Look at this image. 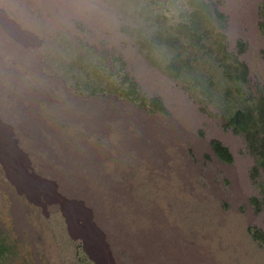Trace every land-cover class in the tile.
Segmentation results:
<instances>
[{
	"label": "rangeland",
	"instance_id": "1",
	"mask_svg": "<svg viewBox=\"0 0 264 264\" xmlns=\"http://www.w3.org/2000/svg\"><path fill=\"white\" fill-rule=\"evenodd\" d=\"M189 2L0 0V127L25 164L0 153V264H264V173L225 124L264 96V0H203L199 39L179 29ZM77 204L117 242L109 259Z\"/></svg>",
	"mask_w": 264,
	"mask_h": 264
},
{
	"label": "trees",
	"instance_id": "2",
	"mask_svg": "<svg viewBox=\"0 0 264 264\" xmlns=\"http://www.w3.org/2000/svg\"><path fill=\"white\" fill-rule=\"evenodd\" d=\"M191 4V11L189 13L188 20L179 25V29L187 32L192 36H196L199 39L200 36V23L204 20L203 18L207 14L203 0H189ZM262 13L264 15V2L262 3ZM209 15V13H208ZM179 31V35H182ZM184 33V32H183ZM157 45L163 48L168 54L166 63L161 68L162 71L170 78L180 79L182 72V63L179 57V52L176 47H172L173 43L168 39H163L159 41V36H157ZM177 38L178 35H177ZM176 37L172 38L177 41ZM172 44V45H171ZM228 65L224 64L222 66V73L228 80L232 82L230 78V73L227 71ZM245 70H241L240 78L243 79ZM126 86L123 88L122 96L128 98L132 102H139L143 104V99L135 91L134 84L126 80ZM151 107L154 110L162 111V106L157 99H152L150 101ZM225 124L231 128L234 133L240 134L245 141L247 150L254 157L256 165L264 173V96L254 97L250 104H243L235 108L227 116ZM213 150L215 154L222 161L229 160V154L226 149L220 147L217 144L213 145ZM260 193L264 199V186L260 187ZM257 237V234L254 233ZM258 238V237H257ZM259 238H261L259 236ZM262 240V239H261ZM2 251V245L0 244V254Z\"/></svg>",
	"mask_w": 264,
	"mask_h": 264
},
{
	"label": "bare ground",
	"instance_id": "3",
	"mask_svg": "<svg viewBox=\"0 0 264 264\" xmlns=\"http://www.w3.org/2000/svg\"><path fill=\"white\" fill-rule=\"evenodd\" d=\"M0 36L1 38H10V34L6 31L4 25L0 22ZM178 94H181L180 91H176ZM7 136L5 129L0 127V153L3 156H6L7 162L11 166H16L20 170H24L25 164L20 155L14 154L11 157H8L10 148L6 145ZM142 153V152H141ZM6 162V161H5ZM25 177L26 173H25ZM25 177H23L25 179ZM28 179V178H27ZM40 190V189H39ZM103 204V203H102ZM71 210L79 217L82 221V229L85 234L87 241L90 243L92 250L95 254L102 260H107L111 256L112 245L117 244L115 239L110 236L107 228L102 224L99 220L96 213L92 214L85 210L83 207H79V205H74ZM152 214V213H151ZM112 226V225H111ZM116 226V225H115ZM175 228V227H174ZM118 239V238H117ZM116 239V240H117ZM111 242V243H110ZM124 242V241H123ZM127 245V244H124ZM131 255H133V260L135 258H139L134 251H132ZM113 258V257H112ZM112 258L107 262V264H112Z\"/></svg>",
	"mask_w": 264,
	"mask_h": 264
}]
</instances>
